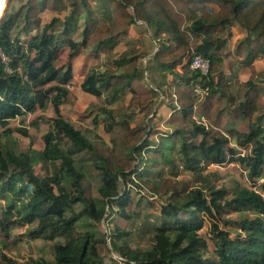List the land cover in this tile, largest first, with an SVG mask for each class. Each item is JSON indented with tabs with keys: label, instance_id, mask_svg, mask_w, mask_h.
<instances>
[{
	"label": "trees",
	"instance_id": "trees-1",
	"mask_svg": "<svg viewBox=\"0 0 264 264\" xmlns=\"http://www.w3.org/2000/svg\"><path fill=\"white\" fill-rule=\"evenodd\" d=\"M12 1L3 0L0 5V229L6 231L14 220L36 221L28 236L61 239L54 245L53 262L38 259L28 264H106L103 236L75 229L82 217L93 225L104 219L114 222L109 245L122 264H264V72L257 80L253 64L259 53L264 59V0H94V4L91 0H19L17 8L9 9ZM56 7L55 14L42 20L43 11ZM138 21L157 44L152 59L160 73L171 75L164 82L166 88L172 89V82L180 79L183 84L176 86H190L191 91L185 90L184 100L177 95L178 106L161 100L158 108H172L177 125L170 133L160 134L157 144L147 140L155 131L152 128H130L126 120H117L113 109L99 107L95 120L102 116L109 133L117 128L138 132L137 139L125 145L112 138L110 154H104L60 115L59 107L70 96L72 61L90 45L96 47L95 54H104L111 67L88 70L79 84L83 92L96 97L105 94L109 102L125 93H131L130 101L145 93L139 83L141 72L135 68L139 52L132 47L113 52L120 41L129 42V30ZM235 25L241 27L242 36L229 48ZM62 49L67 50L64 61L59 57ZM231 55L236 59L226 72L224 58ZM194 56L208 60L207 73L191 67ZM239 67L249 71L248 78L239 79ZM231 78L239 80L236 87L228 81ZM164 84L157 85L162 93ZM195 88L204 93L201 106L206 107L201 114L207 124L192 117L195 107L200 108L195 105ZM240 96L236 116L244 117L247 125L223 133L209 118L210 104L224 99L235 102ZM49 106L55 116L49 118L51 126L41 137V150L18 149L12 133L27 137L28 131L21 125L12 128L10 121ZM226 112L223 106L217 120H224ZM32 125L37 126L36 120ZM230 137L244 150L242 155L229 146ZM122 150L132 163L139 156L137 168L112 161V155L120 159ZM142 151L147 153L145 158ZM36 154L42 169H52L50 175L36 172ZM226 162L243 165L252 186L262 179L258 189L238 182L230 188L161 184L150 171L152 163H160L199 173L207 165ZM86 172L98 177L97 196L84 189ZM132 174L153 193L164 195L158 206L143 196L134 200L120 187ZM63 178L69 180V188ZM75 204L81 206L77 211ZM240 211L252 216L239 220L222 216ZM206 220L211 248L200 233ZM219 222L234 226L235 236ZM134 239L146 241V247L130 246L127 240ZM0 264L22 263L2 254Z\"/></svg>",
	"mask_w": 264,
	"mask_h": 264
},
{
	"label": "rangeland",
	"instance_id": "rangeland-1",
	"mask_svg": "<svg viewBox=\"0 0 264 264\" xmlns=\"http://www.w3.org/2000/svg\"><path fill=\"white\" fill-rule=\"evenodd\" d=\"M21 1L23 2L24 0ZM63 2L67 3L66 0H63ZM90 2L91 4H94V0H91ZM19 4V0H13L11 5L8 6V8H17ZM59 6H61V4H59L58 7ZM58 7L43 11L40 14L42 20L45 21L49 19L53 14H55L54 11H57ZM64 12L65 10L61 11L60 13L62 14ZM241 36V27L239 28L237 25L233 26V28L231 29V41L228 47L231 48L232 44L239 40ZM127 39L129 40L128 43L123 44L125 41H120L119 44L113 49V52L117 51L118 53H122L125 47H132L133 51L139 52L140 57L136 61L135 68L137 67V69L141 72V81H139V83L142 84L141 88L142 90H145V93H138L136 95V98H133L131 101V93H125V95H122L119 98L117 97L113 101L109 102V99L105 97V94L101 95L100 97H96L83 92L80 89L79 84L88 70L95 69L98 71H103L105 67H111V64L107 61L104 54H95L94 48L96 47L90 45L88 49L83 50L84 52H82V54L77 55L73 59V79L67 85V88L70 91V96L68 100L65 103L61 104L59 107L60 115L65 120L71 122L76 129L81 131V133H83V135H85L92 142V144L97 146L98 150L104 154H110V150L113 146L112 138H114V140L116 141L124 142L122 145H125L128 144L127 142H129L130 140L137 139L136 137L138 135V132L134 134H129L126 133L129 131L117 128L113 130L112 133H109L104 129V119L102 116H99L98 119L95 120V115L99 112V107L113 109L115 113L118 114L116 116V118H118L117 120L120 121L121 118L123 120H126L130 128H152L155 131L154 133L150 134L147 140L152 142L153 144H157L159 141L160 134H164L166 132L170 133L173 129V126L177 125V120L172 118V108H169L166 105H163L158 108L161 100H165V102L167 101L169 103L172 102L174 106H178L179 103L177 101V95H180V99L184 100L186 99L185 90L191 91L190 86H185L184 89L181 88V86H176L178 83L183 84L180 79H176L172 82L174 84L172 85V89L166 88L164 82H169L168 79L171 78V75L169 73H165V75H162V73H160V70L156 66L155 60L152 59L153 55L157 52L158 47L154 41L150 40L148 31L146 30L144 24L138 21L136 26H133L129 30V36L127 37ZM178 52H182V50L179 49ZM184 52L186 53V51ZM66 54V49H62L60 51L59 57L61 61H64L66 59ZM261 55V53L257 54L253 61L255 71L258 73V77H256V79L259 81V78L262 77V74L264 72V59H262ZM224 59L225 63H223V70L226 69V72H230V64L232 65V62L234 59H236V56L231 55V57H227ZM185 60H187V57H185ZM106 62H108V64H106ZM127 65H125V68ZM132 68V65H128V69ZM232 68H234V65ZM240 68L241 67H239V69ZM176 70L179 71V67H176ZM239 71V79L244 80L249 77V71L246 68H242ZM228 81L234 84L235 87L239 83V80H236L235 78H231L230 80L228 79ZM161 83L164 84L162 86V88L165 89L163 93L157 88V85ZM151 90H154L156 94L153 95ZM193 91L198 94L196 96L195 105H199L200 108L198 106L195 107L196 110L194 109V112H192V117L197 121H201L202 123L207 124L208 119L206 117H203L201 114V112L204 111V108L206 107L201 106V102L204 100V93L197 88L193 89ZM233 93H236V91L231 92V94ZM193 98L195 97H192V99ZM241 100L242 97L240 96L235 100V102L229 100L226 101L224 99L223 101L215 100L210 104V109L208 111L209 113H211V115L209 116V118L214 121V123L217 125V128L221 132L224 133L229 128H242L247 125V120L244 117H241L239 115L236 116L237 112L239 111L238 104ZM223 106L227 109V117L224 118V120L223 118L219 117V119L217 120L216 113ZM54 116L55 114L53 112V109L51 108V106H49L43 112L26 114L22 117H18L10 121V126L12 128L21 125L24 126L28 131L27 137L22 136L17 132L12 133V137L16 142L17 148L20 150L29 149L32 152H38L39 150H41V137L51 126L49 118ZM234 116L236 117V119L233 121L232 119ZM34 120H36L37 126L32 125V122ZM119 136H122V141H120ZM138 140L137 144H140L141 141L144 140V138H142V140ZM229 146L235 148L237 154L242 155L244 153V150L241 147L235 145L234 140L231 137L229 141ZM121 153L122 154H120L119 156L120 159L112 155V161L116 162L118 160L119 165L124 168L130 166L137 168L139 166V156H134V161L132 163L131 159L129 160L125 158V154L127 153V151L124 153V150H122ZM146 154L147 153L142 151L143 158H145ZM36 156L37 157H35L34 161V168L36 172H38L42 176L50 175L52 169H42L40 167L41 164L38 159L39 156L37 154ZM176 164L178 165L179 162H177ZM150 171L153 172V174L157 178H160L161 184L168 182H177L179 186L187 188L195 186L207 188L209 185H224L230 188L234 182H238L242 185L258 189V184L262 181V179H260L255 182L254 186H252V183L249 182V180H247L245 176L246 171L243 165L237 162H226L223 165L210 164L205 166L199 173L184 172L179 167H176L175 169H169L164 166H161L160 163H152V165H150ZM62 183L69 188L70 184L67 178H63ZM97 184L98 177L96 173L86 172L83 178V186L85 191L92 196H97ZM120 187L123 188L125 191L129 192L130 195L134 198V200L143 196L148 200L154 201V205L156 206H158L160 202L164 199V195H158V193H153L133 174L128 176L123 182H121ZM2 205L3 201L0 200V219L3 217V214L1 212ZM80 208V205L75 204V211L79 210ZM150 210L151 209L148 208V211ZM222 216L224 218L239 220L240 218L251 217L252 215L249 212L240 211L229 212L228 214ZM113 223L114 222L106 223L104 219L100 223L93 225L89 219L82 217L75 223V229L78 231H91L98 238H101V236H103L102 239L105 240L103 248L104 262L106 264H122L120 262L121 258L118 257L115 252L111 251V247L109 245L108 235L110 234V232H112L114 228ZM35 226L36 221L26 223L14 220L6 227V231L0 229V261L1 255L4 254L12 258L16 262H20L22 264H28L38 259H44L48 262H53L54 245L61 239L47 240L40 237L28 236V231L34 228ZM219 226L221 228L224 227L225 229L229 230L231 237L235 236L237 230L234 226H224L221 222H219ZM208 230L209 221L206 220L200 230V233L203 237L207 239L208 246L211 248L212 244L208 240ZM127 241L130 246L146 247L147 245V242L143 240L140 241L134 239L132 241ZM209 253L210 252L208 251L205 253V255H209Z\"/></svg>",
	"mask_w": 264,
	"mask_h": 264
},
{
	"label": "built area",
	"instance_id": "built-area-1",
	"mask_svg": "<svg viewBox=\"0 0 264 264\" xmlns=\"http://www.w3.org/2000/svg\"><path fill=\"white\" fill-rule=\"evenodd\" d=\"M191 67L199 69L201 73L205 74L208 71V60L199 56H194L191 61Z\"/></svg>",
	"mask_w": 264,
	"mask_h": 264
},
{
	"label": "snow or ice",
	"instance_id": "snow-or-ice-1",
	"mask_svg": "<svg viewBox=\"0 0 264 264\" xmlns=\"http://www.w3.org/2000/svg\"><path fill=\"white\" fill-rule=\"evenodd\" d=\"M3 4V0H0V5H2Z\"/></svg>",
	"mask_w": 264,
	"mask_h": 264
}]
</instances>
